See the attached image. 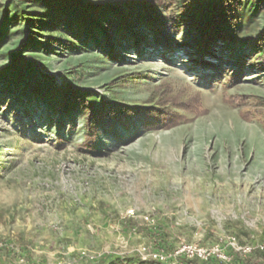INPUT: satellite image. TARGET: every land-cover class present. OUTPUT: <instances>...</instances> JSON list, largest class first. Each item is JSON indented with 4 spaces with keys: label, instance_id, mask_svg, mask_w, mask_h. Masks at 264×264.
Wrapping results in <instances>:
<instances>
[{
    "label": "rangeland",
    "instance_id": "1",
    "mask_svg": "<svg viewBox=\"0 0 264 264\" xmlns=\"http://www.w3.org/2000/svg\"><path fill=\"white\" fill-rule=\"evenodd\" d=\"M53 50L44 56L41 71L59 82H70L68 72L75 69L80 73L76 85L109 101L113 96L136 104L170 79L177 87L200 91L210 112L168 131L135 126L129 132H105L96 151L86 152L76 147L83 140L81 121L62 142L56 126L40 113L32 120L17 112L18 104L0 102V238L17 243L28 263L36 257L41 264L76 259L72 248L111 253L75 264H137L135 253H118L125 246L155 245L150 233L168 250L180 244L210 246L228 237L252 247L264 242V129L243 121L238 109L222 100L224 94L264 96V75L249 65L242 72L223 65L214 78L213 70L194 63L195 53L177 54L173 65L156 52L147 58L125 54V65H101L84 52L56 45ZM134 72L146 79L112 93L105 90L111 78ZM233 76L236 82L229 87ZM7 256L0 251V260ZM15 258L10 255L11 262ZM233 260L264 264V252Z\"/></svg>",
    "mask_w": 264,
    "mask_h": 264
},
{
    "label": "trees",
    "instance_id": "2",
    "mask_svg": "<svg viewBox=\"0 0 264 264\" xmlns=\"http://www.w3.org/2000/svg\"><path fill=\"white\" fill-rule=\"evenodd\" d=\"M19 2L29 4V9H23ZM53 45L68 52L87 53L101 65H125V54L147 58L151 52L173 65L182 52L186 56L197 54L194 63L213 70L214 78L221 76L223 65L224 70L234 66L237 72L250 66L253 72L264 75V0L0 3V61L6 62L0 66V102L18 104L17 112L32 120L40 113L44 122L56 126L62 142L65 133L74 134L77 121H81L83 140L76 147L94 152L105 132H129L135 126L149 132L168 131L210 111L203 105L200 91L190 85L177 87L170 79L154 85L147 99L136 104L120 102L113 96L109 101L76 85L80 73L75 69L68 72L70 82H59L41 71L44 56L52 54ZM235 76L228 79L229 87L235 84ZM144 79L142 73H124L111 78L105 90L112 93ZM222 100L238 109L243 121L256 122L264 129V96L224 94ZM150 234L154 242L168 249L163 239Z\"/></svg>",
    "mask_w": 264,
    "mask_h": 264
},
{
    "label": "built area",
    "instance_id": "3",
    "mask_svg": "<svg viewBox=\"0 0 264 264\" xmlns=\"http://www.w3.org/2000/svg\"><path fill=\"white\" fill-rule=\"evenodd\" d=\"M145 221L150 223L149 217ZM255 250L264 252V242L258 243L255 247L249 245H240L235 237L220 239L217 243L210 246H200L195 244H180L177 247L168 250L155 245H140L133 250L127 246L123 251L118 253L119 256L125 257L135 253L142 263L154 262L156 264H235L234 256H250ZM0 251H6L8 254H14L18 264H28L21 247L12 241H6L0 238ZM111 254L107 250L91 251L80 249L77 251L74 260H59L55 264H75L78 260L97 262L106 255ZM117 254V253H115Z\"/></svg>",
    "mask_w": 264,
    "mask_h": 264
},
{
    "label": "crops",
    "instance_id": "4",
    "mask_svg": "<svg viewBox=\"0 0 264 264\" xmlns=\"http://www.w3.org/2000/svg\"><path fill=\"white\" fill-rule=\"evenodd\" d=\"M78 250H80V248H79V249H75V248L70 249L69 252L72 254V255H70V256L75 255L73 252L78 251ZM8 255H9V256H7V258L3 257L2 260H0V264H18L16 258H15V260H14L13 262H11V259H10V255H11V254H8ZM35 256H36V255H35ZM34 261H35V262L28 263V264H41L40 261H37V260H36V257H34ZM50 262H51V261H50ZM48 263H49V262H48ZM48 263H47V264H48ZM49 264H51V263H49Z\"/></svg>",
    "mask_w": 264,
    "mask_h": 264
}]
</instances>
